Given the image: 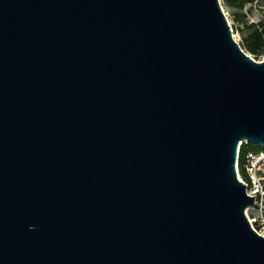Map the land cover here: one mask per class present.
Returning <instances> with one entry per match:
<instances>
[{
	"label": "water",
	"instance_id": "obj_1",
	"mask_svg": "<svg viewBox=\"0 0 264 264\" xmlns=\"http://www.w3.org/2000/svg\"><path fill=\"white\" fill-rule=\"evenodd\" d=\"M240 141L264 61L219 0H0V264H264Z\"/></svg>",
	"mask_w": 264,
	"mask_h": 264
},
{
	"label": "rangeland",
	"instance_id": "obj_2",
	"mask_svg": "<svg viewBox=\"0 0 264 264\" xmlns=\"http://www.w3.org/2000/svg\"><path fill=\"white\" fill-rule=\"evenodd\" d=\"M219 2L230 26L232 37L241 50L256 61H264V44L257 53H251L246 48L248 42L252 44L259 42L258 37L251 38L248 35L253 31H257L262 37V42H264V0H243L241 7H228L222 3V0H219ZM245 38H247V41ZM240 142L239 149L243 144H246L245 141ZM258 147L264 148L262 146ZM262 170H264V165H262ZM238 177L241 178L239 172ZM245 214L249 221L250 219L253 220L252 225L254 228L257 229L259 226L264 225V200H262L261 205L247 207Z\"/></svg>",
	"mask_w": 264,
	"mask_h": 264
},
{
	"label": "built area",
	"instance_id": "obj_3",
	"mask_svg": "<svg viewBox=\"0 0 264 264\" xmlns=\"http://www.w3.org/2000/svg\"><path fill=\"white\" fill-rule=\"evenodd\" d=\"M262 165H264V150L246 153L243 165L246 177L244 179L239 177V180L245 182L247 194L254 197L252 206L261 205L262 200H264V170H262ZM236 171L238 173L237 162ZM249 222L258 234L264 235V225L256 229L252 225L253 220L250 219Z\"/></svg>",
	"mask_w": 264,
	"mask_h": 264
},
{
	"label": "trees",
	"instance_id": "obj_4",
	"mask_svg": "<svg viewBox=\"0 0 264 264\" xmlns=\"http://www.w3.org/2000/svg\"><path fill=\"white\" fill-rule=\"evenodd\" d=\"M242 2L243 0H222V3L228 7H241ZM248 35L251 36V38L258 37L257 39L259 40V42L257 44H252L249 42L246 44V48L251 53H257L259 49L262 47V44H264V42H262L261 40L262 37L259 33H257V31H253ZM245 40L247 41V38H245ZM260 150H264V148H259L258 146L250 144V143H246L241 146V148L239 149L238 159H237L238 172L241 178L244 179L246 177V173H245L244 166H243L245 163L246 153L247 152H258Z\"/></svg>",
	"mask_w": 264,
	"mask_h": 264
}]
</instances>
